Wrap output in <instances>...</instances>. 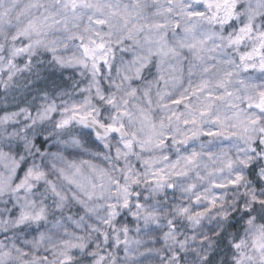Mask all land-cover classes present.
<instances>
[{
    "label": "snow or ice",
    "instance_id": "6c2138e0",
    "mask_svg": "<svg viewBox=\"0 0 264 264\" xmlns=\"http://www.w3.org/2000/svg\"><path fill=\"white\" fill-rule=\"evenodd\" d=\"M0 264H264V0H0Z\"/></svg>",
    "mask_w": 264,
    "mask_h": 264
}]
</instances>
